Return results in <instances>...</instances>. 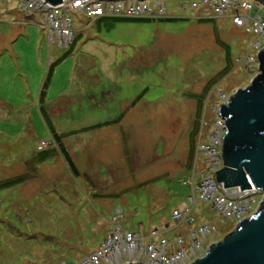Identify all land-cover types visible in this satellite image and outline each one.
I'll return each instance as SVG.
<instances>
[{
    "label": "rangeland",
    "instance_id": "rangeland-1",
    "mask_svg": "<svg viewBox=\"0 0 264 264\" xmlns=\"http://www.w3.org/2000/svg\"><path fill=\"white\" fill-rule=\"evenodd\" d=\"M22 1L0 0V19L7 16L0 20V264H74L105 239L118 210L121 231L145 244L159 234L188 242V230L204 224L216 228L211 243L221 241L235 224L196 194L192 227L175 228L172 212L191 207L180 180L195 163L200 128L203 144L212 132L219 94L231 95L257 74L255 63H238L248 50L255 58L256 38L229 18L194 17L209 14L192 10L200 0H162L163 20L87 24L69 14L77 39L60 49L39 19L12 24L23 17ZM215 35L228 47L230 68L205 88L226 63ZM42 83L46 100L38 105Z\"/></svg>",
    "mask_w": 264,
    "mask_h": 264
},
{
    "label": "built area",
    "instance_id": "built-area-1",
    "mask_svg": "<svg viewBox=\"0 0 264 264\" xmlns=\"http://www.w3.org/2000/svg\"><path fill=\"white\" fill-rule=\"evenodd\" d=\"M192 10L200 9L208 12V15H195L199 20H213L229 18L232 25L252 34L256 41L251 46L256 50V55L264 49V5L255 0H200L198 5L193 4ZM22 15L26 18L39 19L41 26L48 34L50 45H56L60 49L69 50L75 40L71 30L69 14L84 17L87 24L103 19L119 20H163L166 19L165 8L162 0H62L58 6H50L43 0H23L20 3ZM187 8L184 6V9ZM244 61L240 62L243 67L256 63L255 58L250 57L247 51ZM218 103L215 104L212 113L215 119L211 125L212 132L201 143V128L199 140L195 145V163L188 176L180 180L181 186L188 188L190 196L187 197L191 207L186 203L181 204L172 212L174 227L182 224L192 227L193 219L190 211L195 204L194 194L197 201L210 206L218 217L237 225L243 219L254 212L251 203H255V197L260 193L252 186L249 190L241 191L239 188L224 189L215 181V174L222 169L221 145L225 134L224 122L218 117L217 110L224 104L229 95L219 94ZM203 125V124H202ZM202 127V126H201ZM45 142L40 148L46 147ZM200 156V160H199ZM200 163L202 170L197 172L196 165ZM260 201V200H259ZM258 207V206H257ZM121 216L118 210L111 219V231L105 239L85 257L80 258L74 264H191L201 257L213 241L216 228L210 224L189 229L188 242L176 234L172 240L167 241L162 234L152 237L149 244H145V237L122 232L117 225ZM174 229V228H172ZM206 248V249H207ZM59 264H66L61 262Z\"/></svg>",
    "mask_w": 264,
    "mask_h": 264
},
{
    "label": "water",
    "instance_id": "water-1",
    "mask_svg": "<svg viewBox=\"0 0 264 264\" xmlns=\"http://www.w3.org/2000/svg\"><path fill=\"white\" fill-rule=\"evenodd\" d=\"M43 1L54 7L62 0ZM255 1L264 5V0ZM256 63L257 74L249 84L235 90L217 110L225 134L221 145L223 165L215 181L224 189L241 191L252 185L261 200L252 215L235 225L221 241L209 245L191 264H264V49L257 53Z\"/></svg>",
    "mask_w": 264,
    "mask_h": 264
},
{
    "label": "trees",
    "instance_id": "trees-1",
    "mask_svg": "<svg viewBox=\"0 0 264 264\" xmlns=\"http://www.w3.org/2000/svg\"><path fill=\"white\" fill-rule=\"evenodd\" d=\"M103 20H108V21H130V22H149L150 20H119V19H103ZM101 21V20H99ZM75 39H77V37H75ZM214 40H215V44L217 46H219L220 48H222L224 51H225V62H226V65L225 67L212 79L210 80L207 85L205 86V88L207 86H209L211 84V82L215 81L216 79H218L219 77L225 75L228 71H229V68H230V61H229V53H228V47H226V45H224L217 37V35L214 36ZM75 42V40H74ZM74 42H73V45H74ZM72 45V46H73ZM72 48V47H71ZM70 48V49H71ZM44 88H46V84L43 85V88L40 92V95L41 97L43 96V93H44ZM204 88V89H205ZM200 111V103L197 104V108H196V113H195V116H198V113ZM194 133H196L195 131V128H194V131H192V133H190V136H189V151H188V160L191 159L192 157V153H193V136H194ZM53 137V141L54 143H56L57 145V149H58V152L61 154L64 162H65V165L66 167L68 168V170L71 172L72 176L74 177H77L78 176V172H77V169L76 167L74 166L69 154L67 153V151L65 150V148L63 147L61 141H60V137L56 134L53 133L52 135ZM47 158V157H45ZM43 158L42 161L45 159ZM41 161V162H42ZM17 183V182H16ZM14 183V184H16ZM150 183V182H149Z\"/></svg>",
    "mask_w": 264,
    "mask_h": 264
},
{
    "label": "crops",
    "instance_id": "crops-1",
    "mask_svg": "<svg viewBox=\"0 0 264 264\" xmlns=\"http://www.w3.org/2000/svg\"><path fill=\"white\" fill-rule=\"evenodd\" d=\"M9 15V14H8ZM2 17H3V19H0V20H7V16H5V15H2ZM13 17H14V15H13ZM1 18V17H0ZM15 18H16V21L15 22H12V24H15V25H24L25 23H27V22H29V21H32L33 19H28V18H26V17H16V15H15ZM40 26H41V24H40ZM41 28H43L42 26H41ZM43 30H45L44 28H43ZM77 37V36H76ZM13 40H15V38H9L7 41L8 42H12ZM221 49V48H220ZM223 50V49H222ZM71 51V50H70ZM224 51V50H223ZM225 52V51H224ZM52 61V60H51ZM51 61H50V57H48V61H47V64H50L51 65ZM54 62V61H53ZM225 65H226V63H225ZM224 65V66H225ZM224 68V67H223ZM222 68V69H223ZM43 87V83H42V85H41V88ZM40 88V91H39V94H38V96H37V101H38V105H40L41 103H44L45 102V100H46V98H45V92L43 93V96L41 97V95H40V92H41V89ZM53 133L54 134H56L55 132H52V135H53ZM57 135V134H56ZM52 139H53V137H52ZM62 143V142H61ZM63 145V144H62ZM64 147V146H63ZM65 148V147H64ZM65 150L67 151V149L65 148ZM67 153L69 154V152L67 151ZM59 155L61 156V154L59 153ZM69 156H70V154H69ZM62 157V156H61ZM63 159V158H62ZM187 171H189V170H187Z\"/></svg>",
    "mask_w": 264,
    "mask_h": 264
}]
</instances>
